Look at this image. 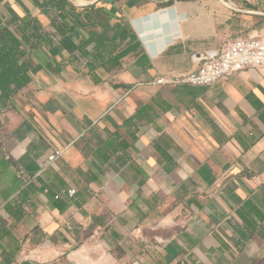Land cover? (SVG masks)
<instances>
[{"label":"crops","instance_id":"crops-1","mask_svg":"<svg viewBox=\"0 0 264 264\" xmlns=\"http://www.w3.org/2000/svg\"><path fill=\"white\" fill-rule=\"evenodd\" d=\"M1 8L54 31L29 0ZM115 9L140 43L122 66L45 52L0 92V264H264V69L188 80L264 29V0Z\"/></svg>","mask_w":264,"mask_h":264},{"label":"trees","instance_id":"trees-1","mask_svg":"<svg viewBox=\"0 0 264 264\" xmlns=\"http://www.w3.org/2000/svg\"><path fill=\"white\" fill-rule=\"evenodd\" d=\"M5 1L0 0V10ZM29 1L50 19L54 31L44 29L29 11L20 14L12 8L8 25L0 16V92L5 98L11 99L26 88L31 73L41 69L32 70L27 58H44L43 53L57 51L55 58L62 53L77 61L91 58L88 65L92 71L97 67L109 71L122 66L121 61L136 51L137 39L132 28L122 14L115 12L121 0H80L85 4L95 1L89 6H77L70 0ZM106 26L111 29L104 33L102 28ZM93 77L96 83L102 81L96 75ZM93 230L92 226L84 237Z\"/></svg>","mask_w":264,"mask_h":264},{"label":"built area","instance_id":"built-area-1","mask_svg":"<svg viewBox=\"0 0 264 264\" xmlns=\"http://www.w3.org/2000/svg\"><path fill=\"white\" fill-rule=\"evenodd\" d=\"M197 73L188 80L195 84H213L248 69H264V36H240L228 42L220 53L207 56ZM164 83V79L160 80ZM62 153L52 156L49 161L55 162ZM72 196L76 191L69 192Z\"/></svg>","mask_w":264,"mask_h":264},{"label":"rangeland","instance_id":"rangeland-1","mask_svg":"<svg viewBox=\"0 0 264 264\" xmlns=\"http://www.w3.org/2000/svg\"><path fill=\"white\" fill-rule=\"evenodd\" d=\"M70 1H72L74 4H76V5H79V6H84V4L82 3V2H80V0H70ZM1 12L2 11H0V14H1ZM3 13H7V12H5V11H3L2 12V14ZM258 31H245V32H243L242 33V35L241 36H249V35H251L252 34V32L254 33L255 32V35H260V36H264V29H257ZM31 256V255H30Z\"/></svg>","mask_w":264,"mask_h":264}]
</instances>
